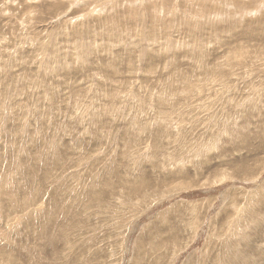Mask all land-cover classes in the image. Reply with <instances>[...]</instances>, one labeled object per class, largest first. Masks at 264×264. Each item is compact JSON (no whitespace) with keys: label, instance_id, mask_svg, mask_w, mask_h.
I'll use <instances>...</instances> for the list:
<instances>
[{"label":"rangeland","instance_id":"rangeland-1","mask_svg":"<svg viewBox=\"0 0 264 264\" xmlns=\"http://www.w3.org/2000/svg\"><path fill=\"white\" fill-rule=\"evenodd\" d=\"M0 264H264V0H0Z\"/></svg>","mask_w":264,"mask_h":264}]
</instances>
